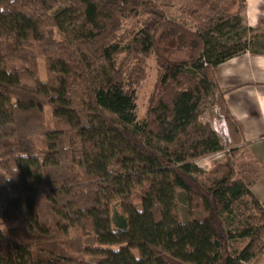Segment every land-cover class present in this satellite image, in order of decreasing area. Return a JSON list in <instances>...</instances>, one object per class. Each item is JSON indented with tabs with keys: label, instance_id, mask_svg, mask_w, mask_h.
<instances>
[{
	"label": "trees",
	"instance_id": "1",
	"mask_svg": "<svg viewBox=\"0 0 264 264\" xmlns=\"http://www.w3.org/2000/svg\"><path fill=\"white\" fill-rule=\"evenodd\" d=\"M173 6L193 25L168 19ZM244 9L0 0V264H244L260 252L264 201L235 168L244 142L215 77L257 35ZM150 55L155 81L139 118ZM215 108L228 144L203 118ZM216 152L226 157L204 182L195 161Z\"/></svg>",
	"mask_w": 264,
	"mask_h": 264
},
{
	"label": "crops",
	"instance_id": "2",
	"mask_svg": "<svg viewBox=\"0 0 264 264\" xmlns=\"http://www.w3.org/2000/svg\"><path fill=\"white\" fill-rule=\"evenodd\" d=\"M244 1L242 24L253 29L257 34L252 41L253 46H247L243 52L220 62L215 77L218 87L224 91V100L229 113L241 131L244 144L240 146L237 154L239 164L251 160L250 162L260 165V196H262L264 195V0Z\"/></svg>",
	"mask_w": 264,
	"mask_h": 264
},
{
	"label": "rangeland",
	"instance_id": "3",
	"mask_svg": "<svg viewBox=\"0 0 264 264\" xmlns=\"http://www.w3.org/2000/svg\"><path fill=\"white\" fill-rule=\"evenodd\" d=\"M190 1L192 0H188V2ZM167 18L179 23L182 26L190 27L191 25H193V21L186 14L179 11L177 6H173L167 10ZM251 46H253V44H251ZM38 67H39L40 75L43 77L45 75V68L42 59L38 60ZM155 74H156L155 60L153 55H150L146 63V76L142 80L140 86L137 88V93H136L137 116L139 118H141V116L144 113L147 98L152 90V86L155 81ZM216 110H218V108H215L214 113L212 115L208 114L207 112H204L203 114L204 120L210 121L212 126H216L217 119H219ZM214 123L216 125H214ZM244 155H246V153H244ZM225 157L226 156L222 152H216V153H207L202 158L196 160L195 162L197 166L200 167L203 172L199 175L200 179L206 182L207 181L206 174L209 173L218 162H222L225 159ZM238 158L239 157L236 156L234 160H235V168L237 169L238 174L240 173L239 176L245 182L248 183L250 190L258 197V199L264 201V195L260 196V171H259L260 165L256 162H250L251 160H246L245 164H239ZM193 210L194 208L187 204L183 194L181 192H177V212L180 218L181 219L191 218ZM235 212L236 213L242 212V209L236 210L233 213ZM249 212H251V210ZM232 220L224 218L226 227L232 230L231 233L234 234V230L232 229L234 226V222ZM229 222L232 223L231 224L232 226L228 224ZM232 244H236L237 246L242 247L244 245V241L239 238H235V240L232 241ZM244 264H264V244L260 245V252L254 258L245 262Z\"/></svg>",
	"mask_w": 264,
	"mask_h": 264
},
{
	"label": "built area",
	"instance_id": "4",
	"mask_svg": "<svg viewBox=\"0 0 264 264\" xmlns=\"http://www.w3.org/2000/svg\"><path fill=\"white\" fill-rule=\"evenodd\" d=\"M216 111H217V114H218L217 116L219 117V119H217V123H216L217 125L214 123V125L216 126H212V127L223 138L225 144H227L229 142V136H228L226 124H225L223 117L218 113V110Z\"/></svg>",
	"mask_w": 264,
	"mask_h": 264
}]
</instances>
